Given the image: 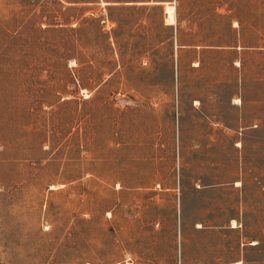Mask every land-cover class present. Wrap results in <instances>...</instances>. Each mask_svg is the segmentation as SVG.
Masks as SVG:
<instances>
[{
  "label": "rangeland",
  "instance_id": "1",
  "mask_svg": "<svg viewBox=\"0 0 264 264\" xmlns=\"http://www.w3.org/2000/svg\"><path fill=\"white\" fill-rule=\"evenodd\" d=\"M0 264H264V0H0Z\"/></svg>",
  "mask_w": 264,
  "mask_h": 264
},
{
  "label": "bare ground",
  "instance_id": "2",
  "mask_svg": "<svg viewBox=\"0 0 264 264\" xmlns=\"http://www.w3.org/2000/svg\"><path fill=\"white\" fill-rule=\"evenodd\" d=\"M174 11H175V9H174L173 5H167L165 7V17H166V20H168L169 22L173 21Z\"/></svg>",
  "mask_w": 264,
  "mask_h": 264
}]
</instances>
